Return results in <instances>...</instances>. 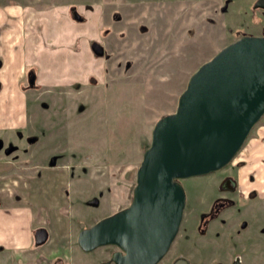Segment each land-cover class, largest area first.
<instances>
[{
  "label": "rangeland",
  "instance_id": "1",
  "mask_svg": "<svg viewBox=\"0 0 264 264\" xmlns=\"http://www.w3.org/2000/svg\"><path fill=\"white\" fill-rule=\"evenodd\" d=\"M254 2L0 0V18L11 20L0 30L25 33L26 60L22 124L0 137V162L9 160L0 164V200L27 202L34 226L52 228L30 264H101L116 250L85 251L77 232L131 202L152 126L174 111L198 65L236 37L264 34ZM263 124L264 113L220 169L179 179L184 214L158 264L180 251L191 264H264ZM227 177L231 189L221 184ZM9 252L0 247V264H16Z\"/></svg>",
  "mask_w": 264,
  "mask_h": 264
},
{
  "label": "water",
  "instance_id": "2",
  "mask_svg": "<svg viewBox=\"0 0 264 264\" xmlns=\"http://www.w3.org/2000/svg\"><path fill=\"white\" fill-rule=\"evenodd\" d=\"M253 6L264 9V0ZM91 45L103 53L97 40ZM188 79L174 111L152 126L131 202L77 232L85 251L117 246L101 264H158L167 253L187 198L179 179L223 167L263 116L264 34H243L224 44ZM47 232L37 228V243L46 240ZM240 263L237 257L234 264Z\"/></svg>",
  "mask_w": 264,
  "mask_h": 264
},
{
  "label": "crops",
  "instance_id": "3",
  "mask_svg": "<svg viewBox=\"0 0 264 264\" xmlns=\"http://www.w3.org/2000/svg\"><path fill=\"white\" fill-rule=\"evenodd\" d=\"M5 21L8 23L7 28L11 25V20L6 15L0 18V25L2 26ZM6 28L4 31L0 30V137L3 134L5 136L15 134L22 124L19 119L24 117L26 103V99L19 93L23 66L26 63L19 45L25 33L18 29L16 31V28L10 33ZM20 99H22L21 103ZM262 128L263 132L259 136H262L264 142V124ZM3 142L1 146L5 149L11 143L8 137ZM259 152L264 155V145H261ZM5 161L9 162V160L3 162ZM33 220V209L27 202L5 204L0 200V247L9 250L24 249L33 245Z\"/></svg>",
  "mask_w": 264,
  "mask_h": 264
},
{
  "label": "flooded vegetation",
  "instance_id": "4",
  "mask_svg": "<svg viewBox=\"0 0 264 264\" xmlns=\"http://www.w3.org/2000/svg\"><path fill=\"white\" fill-rule=\"evenodd\" d=\"M221 184L224 186L225 189H231L234 185H235V182L234 180H231L230 177H227V178H224V179H221ZM223 200H219L218 201V204H223ZM41 227L43 225H35L33 226L34 229H33V232H32V237H33V245H31L30 247H27L24 248V249H15L13 250L14 248L12 249H9V253L12 254V258H14L13 260H15V263L18 264V261H21L22 264H30L29 263V258L30 257H33V255L37 254L36 253V250L35 248L38 247L39 245L42 246L44 245L45 243L49 242L51 239V231H52V228L50 226H44L46 227L47 229V237H46V240L42 243H37L36 239H35V233L37 231V228L38 227ZM78 239V238H77ZM80 247V246H79ZM81 248V247H80ZM95 249V248H94ZM13 250V251H12ZM91 250V249H90ZM93 250V249H92ZM15 251V252H14ZM29 255H28V254ZM38 255V254H37ZM36 255V256H37ZM237 257V256H236ZM237 259V258H236ZM236 259L235 261L232 263H236ZM220 262V261H219ZM219 262H217L216 264H219ZM241 262V261H240ZM220 263H224V262H220ZM31 264H34V263H31ZM172 264H191V260L188 259L185 255H183L180 251V253H177L174 258H173V261H172ZM225 264V263H224Z\"/></svg>",
  "mask_w": 264,
  "mask_h": 264
}]
</instances>
